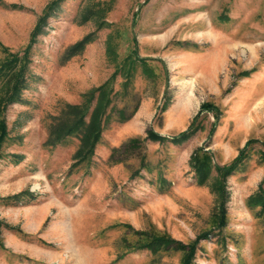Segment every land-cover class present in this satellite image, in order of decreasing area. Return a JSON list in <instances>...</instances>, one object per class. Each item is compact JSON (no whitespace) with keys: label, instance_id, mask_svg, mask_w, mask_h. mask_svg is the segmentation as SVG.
<instances>
[{"label":"rangeland","instance_id":"rangeland-1","mask_svg":"<svg viewBox=\"0 0 264 264\" xmlns=\"http://www.w3.org/2000/svg\"><path fill=\"white\" fill-rule=\"evenodd\" d=\"M52 1L0 0V63L29 45L27 86L1 114L0 264H181V251L134 247L136 230L184 244L201 234L187 264H264V214L248 204L264 191V0ZM133 48L146 67L135 63L126 90L116 75L114 104L136 111L113 117L91 161L73 165L79 135L46 144L52 117ZM244 146L218 226L190 160L201 148L228 165Z\"/></svg>","mask_w":264,"mask_h":264},{"label":"trees","instance_id":"trees-1","mask_svg":"<svg viewBox=\"0 0 264 264\" xmlns=\"http://www.w3.org/2000/svg\"><path fill=\"white\" fill-rule=\"evenodd\" d=\"M61 0H53L54 4ZM50 9V6L47 10ZM46 14L38 20L30 36V42L41 33L42 25L45 22ZM91 34L85 35L80 40L66 48L64 52V59L79 54L86 44L91 41ZM28 47L21 55L9 54L0 63V141L5 135V126L1 118V114L5 106L17 100L27 86L26 72L28 59ZM106 52L110 61H117L116 47L112 42V37L109 36L106 40ZM147 58H140L136 56V49L125 57L121 64L116 66V69L111 76L100 85L93 87L82 94V101L80 103L71 104L64 103L58 114L52 117V121L48 126V136L45 141L48 145H56L61 143L67 136L74 134L79 135V145L73 154V165L79 163H89L95 152V148L101 140L102 132L110 123L113 117L119 121L127 120L136 110H132L129 114L126 113V106L117 107L114 104V80L118 73L122 75L124 81L122 88L127 89L129 83L132 81L135 72V63L140 62L146 67ZM148 73H152V68H148ZM147 75V74H146ZM207 104L202 105V109L206 108ZM191 131L189 129L180 132L176 137L171 138L173 141L182 140L188 137ZM132 144H138V138L130 139ZM244 146L239 154L228 165L218 166L212 165L211 155L207 152L197 149L191 157L190 166L195 171L199 184H206L214 196V206L211 212L213 221L218 226H222L224 222L223 201L226 197L224 182L226 177L233 171L237 170L241 164L242 157L245 150ZM199 153V154H198ZM200 155V156H199ZM261 191V190H259ZM248 204L252 207L259 206L260 212L264 214V191L257 192L248 198ZM220 207V210L217 207ZM137 236L134 240V247L146 248L153 253L160 250H175L181 251L183 256L181 264H187L188 260L193 257L194 244L201 239L197 236L193 243L184 244L180 240L170 237L165 232L153 231H133Z\"/></svg>","mask_w":264,"mask_h":264}]
</instances>
